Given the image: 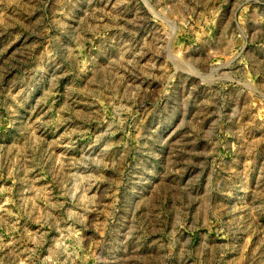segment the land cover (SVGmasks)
I'll use <instances>...</instances> for the list:
<instances>
[{
    "label": "rangeland",
    "instance_id": "rangeland-1",
    "mask_svg": "<svg viewBox=\"0 0 264 264\" xmlns=\"http://www.w3.org/2000/svg\"><path fill=\"white\" fill-rule=\"evenodd\" d=\"M0 264H264V0H0Z\"/></svg>",
    "mask_w": 264,
    "mask_h": 264
}]
</instances>
